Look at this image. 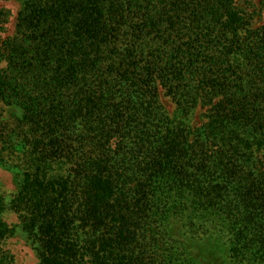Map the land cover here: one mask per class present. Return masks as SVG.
<instances>
[{
  "label": "trees",
  "instance_id": "1",
  "mask_svg": "<svg viewBox=\"0 0 264 264\" xmlns=\"http://www.w3.org/2000/svg\"><path fill=\"white\" fill-rule=\"evenodd\" d=\"M20 6L8 39L0 8V264L8 206L40 264H264V30L237 0Z\"/></svg>",
  "mask_w": 264,
  "mask_h": 264
},
{
  "label": "rangeland",
  "instance_id": "2",
  "mask_svg": "<svg viewBox=\"0 0 264 264\" xmlns=\"http://www.w3.org/2000/svg\"><path fill=\"white\" fill-rule=\"evenodd\" d=\"M22 0H4L0 2V8L10 12L3 39H8L15 34L16 16L20 10ZM239 6L245 12L255 30H264V0H237ZM173 108L172 106L170 107ZM203 119V118H202ZM200 120V116L198 117ZM1 145V144H0ZM14 175L0 168V192L10 196L17 190ZM23 213L9 207L4 213L5 220L13 229V233L6 238L1 247L6 253L3 264H40L41 260L36 245L29 239L28 232L24 229ZM166 254L169 251L165 252Z\"/></svg>",
  "mask_w": 264,
  "mask_h": 264
}]
</instances>
